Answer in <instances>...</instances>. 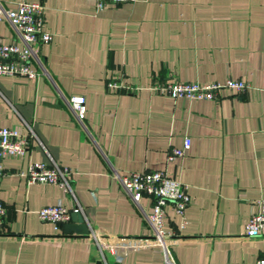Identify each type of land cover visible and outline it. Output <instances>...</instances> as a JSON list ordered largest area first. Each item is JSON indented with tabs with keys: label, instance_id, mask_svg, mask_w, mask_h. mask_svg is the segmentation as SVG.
I'll use <instances>...</instances> for the list:
<instances>
[{
	"label": "crops",
	"instance_id": "obj_1",
	"mask_svg": "<svg viewBox=\"0 0 264 264\" xmlns=\"http://www.w3.org/2000/svg\"><path fill=\"white\" fill-rule=\"evenodd\" d=\"M23 1L44 5L52 34L40 47L46 76L0 75V127L32 131L43 148L31 139L21 157L0 156V264H163L112 169L162 170L187 185L185 224L169 206L162 223L173 264H251L262 255L264 230L244 237L242 226L264 197V0H133L97 12L94 0ZM11 37L0 21L1 41ZM119 75L142 87L226 78L249 87L212 100L173 99L107 88ZM72 95L83 97L81 121L66 104ZM184 136V154L166 161ZM49 157L72 170L71 193L14 174ZM57 201L79 208L89 234L38 220L35 211Z\"/></svg>",
	"mask_w": 264,
	"mask_h": 264
},
{
	"label": "built area",
	"instance_id": "obj_2",
	"mask_svg": "<svg viewBox=\"0 0 264 264\" xmlns=\"http://www.w3.org/2000/svg\"><path fill=\"white\" fill-rule=\"evenodd\" d=\"M133 0H94V12L101 10L107 2L115 3ZM0 21L7 23L12 37L7 42L0 39V75H17L27 79H35L38 75L46 76L45 68L40 58V47L47 44L52 34L44 29V5L40 1L26 2L18 0L11 6L0 2ZM106 87L121 92H136L145 89L151 93L167 95L173 99L212 100L221 90L234 93L243 92L249 87L248 83L239 79L226 78L222 82L199 83L197 81L180 82L176 80H156L142 87L130 85L119 75L106 82ZM66 104L74 112L78 121L84 116L85 106L83 97L72 95L66 99ZM31 139H36L30 131L27 135L17 129L0 127V156L21 157ZM37 143L42 147L40 142ZM189 137L184 136L179 147H172L166 154V161L181 157L189 147ZM43 148V147H42ZM6 171L0 165V178ZM14 174L23 179L26 185L33 183L54 184L62 191L71 193L70 179L72 170L56 164L50 157L48 162H28L24 169ZM112 177L131 201L138 206L149 232V242L162 252L163 264H173L168 251L171 233L162 229L165 217V207L180 220V226L185 224L184 210L189 203L187 185L168 176L162 170L129 171L120 173L112 169ZM146 197L149 203L143 209L139 202ZM79 212L77 206L67 208L57 201L45 205L35 211L36 217L42 222L54 224L68 223L72 213ZM6 220L5 206L0 202V231ZM264 230V197L255 200V210L250 213L243 223L244 237H255ZM89 234V230L88 233ZM143 239L138 238L141 242ZM251 264H264V253Z\"/></svg>",
	"mask_w": 264,
	"mask_h": 264
},
{
	"label": "water",
	"instance_id": "obj_3",
	"mask_svg": "<svg viewBox=\"0 0 264 264\" xmlns=\"http://www.w3.org/2000/svg\"><path fill=\"white\" fill-rule=\"evenodd\" d=\"M57 226L62 229V232L67 234L74 232L76 234H87L88 229L83 223L81 216L78 213H72L70 216V221L68 223H58ZM96 264H101L97 261Z\"/></svg>",
	"mask_w": 264,
	"mask_h": 264
}]
</instances>
